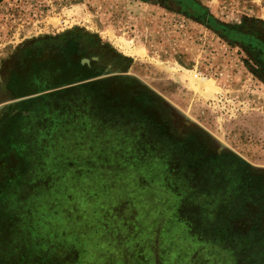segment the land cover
<instances>
[{"label":"rangeland","instance_id":"1","mask_svg":"<svg viewBox=\"0 0 264 264\" xmlns=\"http://www.w3.org/2000/svg\"><path fill=\"white\" fill-rule=\"evenodd\" d=\"M198 1L264 31V0ZM246 62L159 0H0V264H264V81ZM49 75L62 89L43 93Z\"/></svg>","mask_w":264,"mask_h":264},{"label":"trees","instance_id":"2","mask_svg":"<svg viewBox=\"0 0 264 264\" xmlns=\"http://www.w3.org/2000/svg\"><path fill=\"white\" fill-rule=\"evenodd\" d=\"M148 1V0H142ZM165 7L168 9L175 11L177 13H181L187 18H190L202 25H204L210 32L215 34L217 37L225 41L231 46L238 47L242 51L245 52L249 61L246 62V65L251 69V72L259 78V80L264 81V31H258L259 24L249 23L247 26L236 27L235 25L225 24L219 21L216 17H214L200 1L198 0H159ZM111 103V102H110ZM109 109L112 111L110 115H116L115 118H112L114 121L117 119L118 121V129L120 125L124 122L126 125L133 124L135 129H140L141 126L144 125L145 121L141 123L136 116L139 113V110L134 107L131 108L132 112L129 113L127 110L122 109L116 110L114 106L111 107L109 105ZM136 109V110H133ZM115 110V111H114ZM137 112V113H136ZM111 115V116H112ZM118 116H120L118 118ZM121 120V121H120ZM122 130V129H121ZM124 134H129L128 132H124ZM150 132V130H149ZM137 138V137H136ZM157 149H154L152 152L157 158H165L166 151L162 150V146L157 143ZM124 155V154H122ZM208 222L209 220H205ZM200 224L202 222L200 221ZM202 226V225H201ZM64 262L63 264H65Z\"/></svg>","mask_w":264,"mask_h":264},{"label":"flooded vegetation","instance_id":"3","mask_svg":"<svg viewBox=\"0 0 264 264\" xmlns=\"http://www.w3.org/2000/svg\"><path fill=\"white\" fill-rule=\"evenodd\" d=\"M44 44H49V43H51L50 42V40H46V41H44L43 42ZM55 44V48H57V45H56V43H54ZM34 46V47H36L37 45L36 44H32V42L31 43H29V44H27V46H26V48H27V51L30 53V47L29 46ZM58 51V50H57ZM57 51L56 52H53V53H51V54H56L57 53ZM60 51V50H59ZM24 54H25V52H24ZM70 54H77L76 52H71ZM106 54H108V53H106ZM10 71H14V70H10ZM54 71L55 72H57V74H55L54 76H56L55 78H54V80H56V81H59L60 82V77H59V74H60V67H57V68H54ZM49 82L48 83H42L41 84V87L40 88H42V89H44L45 91H43V93L44 92H46V93H49V92H51V91H53V90H56V89H60L61 88V84H58L57 82H54V83H52L51 82V76L49 75V80H48ZM85 84V83H84ZM84 84H82L83 86H84ZM72 85H74V84H72ZM81 85V84H80ZM86 85V84H85ZM69 87V86H68ZM62 89V88H61ZM21 113V112H20ZM5 114H7V113H5ZM5 114H3V116L5 115ZM18 114V113H17ZM22 114V113H21ZM15 115V111H10V114L7 116V117H10V116H14ZM16 116V115H15ZM14 116V117H15ZM3 117H1L0 116V140H1V138L2 139H5V138H7L8 137V132H10L11 130H12V128L14 127V126H9L8 127V125H7V127H6V129H4V131L2 130L3 128H4V125H3ZM11 124H14V121H12L11 122ZM183 126H181V128L183 129V128H185V129H187L186 130V132L188 133L187 135H186V137H184V138H186L185 140H189V139H191V137H192V135H191V132H188V124H186L185 123V125L184 124H182ZM174 129H177V128H172V130L173 131H175ZM178 130V129H177ZM184 130V129H183ZM179 131V130H178ZM178 131H175V132H178ZM178 135H179V132H178ZM0 151H2V153L3 152H9L8 151V149L6 148V146H0ZM218 153V150H216V154ZM223 154H226L225 152H223V151H221L220 153H219V155L218 156H222ZM216 167H218L219 166V168L220 167H222V164L221 163H218V164H216L215 165ZM220 174H221V171L219 172ZM218 174V173H217Z\"/></svg>","mask_w":264,"mask_h":264},{"label":"bare ground","instance_id":"4","mask_svg":"<svg viewBox=\"0 0 264 264\" xmlns=\"http://www.w3.org/2000/svg\"><path fill=\"white\" fill-rule=\"evenodd\" d=\"M193 89L195 90V92L199 95H204L205 94H211L213 93V91L215 90L214 86L212 83L209 82H200V81H193ZM205 91V93H203Z\"/></svg>","mask_w":264,"mask_h":264},{"label":"crops","instance_id":"5","mask_svg":"<svg viewBox=\"0 0 264 264\" xmlns=\"http://www.w3.org/2000/svg\"><path fill=\"white\" fill-rule=\"evenodd\" d=\"M120 138H121V140H123L124 139V136L123 137H120ZM137 138L133 136V139H137ZM123 144H124V142L122 141V144L120 146H122ZM131 145H133L132 148H133L134 152L135 151L136 152L140 151V145H139V142L138 141L134 142ZM129 146H130V144H125L124 145L125 149L124 150H121L120 149L119 154H125V153H127L129 151V149H130Z\"/></svg>","mask_w":264,"mask_h":264},{"label":"water","instance_id":"6","mask_svg":"<svg viewBox=\"0 0 264 264\" xmlns=\"http://www.w3.org/2000/svg\"><path fill=\"white\" fill-rule=\"evenodd\" d=\"M82 62H83V63H87L88 61H87L86 59H84V60H82ZM174 130H175V131H178L177 129H174ZM178 132H179V131H178ZM179 134L182 135V136H184V137H186V135H183V134H181L180 132H179Z\"/></svg>","mask_w":264,"mask_h":264}]
</instances>
